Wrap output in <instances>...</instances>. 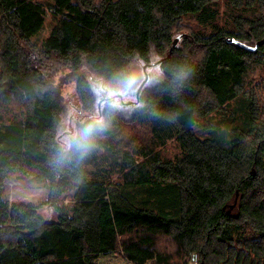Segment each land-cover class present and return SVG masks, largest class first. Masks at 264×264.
Listing matches in <instances>:
<instances>
[{
	"label": "trees",
	"instance_id": "1",
	"mask_svg": "<svg viewBox=\"0 0 264 264\" xmlns=\"http://www.w3.org/2000/svg\"><path fill=\"white\" fill-rule=\"evenodd\" d=\"M47 14L0 0V264H264V0H55L39 39ZM13 172L46 197L5 198Z\"/></svg>",
	"mask_w": 264,
	"mask_h": 264
},
{
	"label": "rangeland",
	"instance_id": "2",
	"mask_svg": "<svg viewBox=\"0 0 264 264\" xmlns=\"http://www.w3.org/2000/svg\"><path fill=\"white\" fill-rule=\"evenodd\" d=\"M42 1L46 7L48 8L47 14V22L45 26L42 28L40 33L38 34L39 39L45 38V36L49 32V28L52 24L53 18L50 14V6L53 5L55 0H40ZM184 34V33H180ZM133 77L135 80L139 78V75L135 74L137 68L133 67ZM143 73V72H142ZM239 98V97H236ZM227 108L237 109L238 115H241L243 111V106L238 104L237 99H232L230 104L227 105ZM244 117H238L235 121V126L241 127L245 125ZM230 119L222 115L220 111H215L207 116L203 121L198 122L195 124V132L200 138H209V139H216L220 143L226 145L228 140L230 139L231 130H230ZM134 125V126H132ZM125 131L124 139L127 140L128 144H137L139 140H143L146 137L145 128L141 124L133 123L124 126ZM175 151V147L173 144H168L166 148L163 150L164 154L170 155L173 154ZM264 160V156H263ZM170 188V190L166 188H157L151 192V197H153L152 202H156V199H160L161 197H171L172 193H174ZM172 192V193H171ZM47 195V188L45 186H41L35 183L33 180L25 177L24 175H20L18 173H11L7 178L6 187L4 190V197L11 200V201H25L30 203H37L43 200ZM67 199H65L66 201ZM41 214L51 219L54 216L52 209L46 205H44L41 210ZM192 261L189 260L188 264Z\"/></svg>",
	"mask_w": 264,
	"mask_h": 264
},
{
	"label": "water",
	"instance_id": "3",
	"mask_svg": "<svg viewBox=\"0 0 264 264\" xmlns=\"http://www.w3.org/2000/svg\"><path fill=\"white\" fill-rule=\"evenodd\" d=\"M182 35L183 34H178V35H176L173 38V40H172V45L173 46H175L178 43V41L180 40ZM226 40L228 42L238 43L242 47L249 48V49H253V48H255L258 45V43H256L254 46H249V45H246V44H243V43L239 42L238 40H236V39H234V38H232L230 36L226 37ZM163 59H164V57H161V58H159V59H157L155 61L146 62V63H144L142 65V72H143L144 77H143V79L141 80V82L139 83V85H138V87L136 89V102L138 101V95L140 93V90H141L142 86L147 82V80L149 78V75H148V72H147V68L156 66L157 64L161 63L163 61ZM119 97H120L121 101H123L122 95L119 94ZM236 200H237V192H236V196H235L234 202L232 204L228 205L227 212H230V210L234 207V205L236 203ZM223 207H225V206H223Z\"/></svg>",
	"mask_w": 264,
	"mask_h": 264
},
{
	"label": "built area",
	"instance_id": "4",
	"mask_svg": "<svg viewBox=\"0 0 264 264\" xmlns=\"http://www.w3.org/2000/svg\"><path fill=\"white\" fill-rule=\"evenodd\" d=\"M190 264H196V263L192 261Z\"/></svg>",
	"mask_w": 264,
	"mask_h": 264
}]
</instances>
